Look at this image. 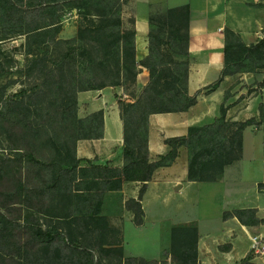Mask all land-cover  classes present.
<instances>
[{"label":"trees","instance_id":"1","mask_svg":"<svg viewBox=\"0 0 264 264\" xmlns=\"http://www.w3.org/2000/svg\"><path fill=\"white\" fill-rule=\"evenodd\" d=\"M124 1L0 0V23L10 28V33L0 40L22 35L28 43L31 38L55 35L54 42L57 44V57L49 60L46 57L35 58L27 69L41 79L40 87L21 89L6 97L0 88V125L10 132L9 139L12 141V153L6 156L0 154V264H100L98 259L110 252L115 253L117 264H155L156 261L143 258H123L120 230L110 226L106 217L101 215L105 194L120 191L125 181H148L155 168L174 160L178 147L182 145L188 152L187 177L190 181L214 180L225 165L240 157L241 132L251 120L239 123L238 140L234 142L233 136H226L225 128L219 127L228 122L222 108L221 116L213 123L190 127L185 136L165 139L170 146L169 152L160 155L156 161H149L148 115L183 111L195 102V97L188 95L186 88L187 60L178 63L181 67L178 70L167 67L162 77L155 73L152 58L158 50V40L154 22L161 20L151 16L149 53L140 61L149 73V81L140 95H146L152 104H149L150 109L142 119L145 153L138 155L130 146V121L125 110L127 112L135 104L124 109L127 101L118 99L124 124V164L120 167L80 164L75 154L76 142L82 138L100 137L102 112L78 118L77 92L117 84L126 87L134 82L138 72L134 55L135 30L132 27L122 28ZM72 11L77 16L76 35L59 38V22ZM166 14L169 19L175 15L183 18V42L172 52L176 57L186 55L188 8H171ZM127 22L133 25V17ZM223 34L221 77L254 71L253 67L243 69L236 65L247 54L264 50V38L248 46L238 33L228 27ZM173 38L169 44L173 43ZM210 87H215V84ZM43 101L48 104L42 106ZM42 112L47 113L45 121H50L53 132L59 135L56 140L50 138L49 144L41 142L46 136V122L38 120ZM262 113L261 108V117ZM88 118H94L97 135H78L77 124ZM14 139L21 142L18 147H14ZM145 188L143 183L138 199L125 201L135 225L142 224L143 211L139 199ZM234 213L241 217L244 211ZM69 226L73 229L70 230ZM108 230L116 231L120 236L116 248H104L103 237ZM197 235L193 226L171 229L172 263L198 264ZM251 259L252 254L248 253L239 264H254Z\"/></svg>","mask_w":264,"mask_h":264},{"label":"crops","instance_id":"2","mask_svg":"<svg viewBox=\"0 0 264 264\" xmlns=\"http://www.w3.org/2000/svg\"><path fill=\"white\" fill-rule=\"evenodd\" d=\"M180 6L188 8V29L186 55L177 57L187 60L186 88L188 95L195 97V102L183 111L148 115L149 161H156L160 155L169 152L170 146L165 143V139L185 136L190 127L213 123L221 116L222 108L225 110V118L231 122L251 120L242 129L240 157L225 165L214 180L190 181L187 177L188 152L182 145L178 147L174 160L168 165L155 168L148 181H125L120 191L105 194L103 205L108 197L115 194H121L123 202L130 198L138 199L144 183L146 188L139 202L146 217L144 199L151 188H155L156 192L172 194L192 186V194L196 195L197 202L208 203V206L216 204V209L210 214L212 219H209L214 222L213 229L200 218L192 219V226L198 234V264H239L248 253L252 254L251 262L264 264V254L254 253L253 248L255 242H264V74L258 79L261 81L258 88L260 91L250 93L247 85L253 82L255 72H238L221 77L224 29L228 27L238 33L245 45L256 44L264 38V0L124 1L122 28L132 27L135 30L134 55L138 72L132 87L137 95L149 81L148 70L140 64L149 53V18ZM126 16L133 17V25L125 22ZM68 18H71L70 23ZM76 19L75 11L64 15L59 22L61 28L57 36L62 39L74 37ZM69 25L71 30L67 35L65 30ZM16 38L24 40L22 35ZM213 84L215 87L211 88ZM125 96L126 89L121 84L77 92L78 118L102 112L100 137L82 138L76 142L75 154L80 164L117 167L124 164V124L118 99ZM249 138H254L251 145L246 141ZM255 158L258 159L257 173L251 176L247 170H250L248 166L252 165L250 162H254ZM235 211L244 213L237 217ZM128 213L130 218L133 217L130 210ZM241 237L247 241V248L236 255Z\"/></svg>","mask_w":264,"mask_h":264},{"label":"rangeland","instance_id":"3","mask_svg":"<svg viewBox=\"0 0 264 264\" xmlns=\"http://www.w3.org/2000/svg\"><path fill=\"white\" fill-rule=\"evenodd\" d=\"M1 16V13H0ZM129 16L125 17V22ZM151 18L157 20L159 23H155L156 32L155 36L158 40V50L152 58L155 63V73L160 77L165 75L164 70L167 67H172L174 70H178L181 67L178 63H184V59L178 58L172 52V49H178L183 42L184 24L183 18L180 15L168 18L167 14H159L152 16ZM69 19V18H68ZM71 19V18H70ZM68 20V23L71 20ZM1 22V21H0ZM129 28V27H126ZM71 30L70 25L65 30V34H69ZM10 33V28L7 25H1L0 23V38ZM51 37L54 38L53 41ZM173 38V43L171 38ZM55 35L31 38L28 43H25L23 39L10 38L0 40V88L5 92L4 96H10L19 92L21 89H35L40 87L41 79L36 78L35 72H28L30 62L38 57H46L47 60L57 57V44ZM235 41H233L234 43ZM237 64V63H236ZM237 67L249 68L253 67L255 72L253 82L247 85V90L260 91V82L258 79L262 78L264 74V50L261 52H255L247 54L243 61H240ZM263 81V79H262ZM256 86V87H255ZM126 96L122 99L127 101L124 104V109L128 108V105H133L132 108H128L125 114L127 115L130 125L128 134L130 138V146L135 149V153L143 155L145 153L144 146V127L142 125V119L146 115V112L150 109V99L137 95L135 88L132 84H127ZM44 102V101H43ZM48 104L42 103V106ZM152 106V104H150ZM47 113L40 115L38 120H46ZM94 118H88L85 121L77 124V134L81 136H93L97 135V124L93 120ZM46 122V121H45ZM133 122V123H132ZM230 122V123H229ZM240 122H231L228 120L226 125L220 124L219 127L225 128L224 134L228 137L233 136L234 142H237L238 132L240 130ZM50 121L45 123L44 135L41 142L43 144H49L52 140H56L59 135H56L50 127ZM141 124V125H140ZM48 128V129H47ZM55 135H52L53 133ZM49 134L50 136H47ZM10 132L6 131V127L0 125V154L6 156L12 153L11 143L9 139ZM13 137H15L13 135ZM51 138V139H50ZM241 145H242V132H241ZM248 144L254 141V138H249ZM137 142V143H136ZM14 147H18L21 144L18 140L13 141ZM252 164V165H251ZM248 166L250 170H247L248 174L254 176L257 173L258 159L255 158L254 162H250ZM221 196L220 194H217ZM105 197V196H104ZM197 197L192 194V186L186 190L179 191L177 193L165 194L162 191L156 192L155 188L147 193L144 199V206L147 211V216L142 217V224L135 226L133 217H129L128 209L126 208V200L123 202V196L121 194H115L107 198L105 204L102 206L101 215L105 216L108 224L115 228H118L121 232V247L123 258L135 257L143 258L146 261H156L155 264H174L170 258V243H171V229L174 227H192V219L200 220L207 223L214 228V222L210 214L216 209V204L201 203L196 201ZM104 201V199H103ZM229 201V200H227ZM221 203V202H220ZM144 213V212H143ZM14 216H17L16 214ZM43 220V219H42ZM43 222H46L43 220ZM63 228L66 226L61 224ZM77 226H75V229ZM209 227V228H211ZM70 230L72 226L68 227ZM123 232V233H122ZM120 236L116 231H107L104 233L103 240L105 241L104 248H112L118 245ZM247 248V241L241 237L240 242L237 244L235 251L236 255L241 254L243 249ZM254 248V247H253ZM255 253V250H254ZM114 252L105 253V256H101L98 259L100 264H117V259L114 257ZM255 255V254H254Z\"/></svg>","mask_w":264,"mask_h":264},{"label":"built area","instance_id":"4","mask_svg":"<svg viewBox=\"0 0 264 264\" xmlns=\"http://www.w3.org/2000/svg\"><path fill=\"white\" fill-rule=\"evenodd\" d=\"M254 250L258 254H264V242L262 243H254Z\"/></svg>","mask_w":264,"mask_h":264}]
</instances>
